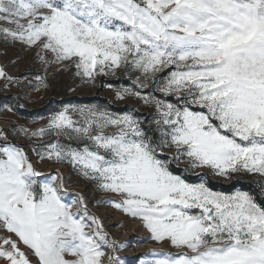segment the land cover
I'll return each mask as SVG.
<instances>
[{"label": "snow or ice", "instance_id": "1", "mask_svg": "<svg viewBox=\"0 0 264 264\" xmlns=\"http://www.w3.org/2000/svg\"><path fill=\"white\" fill-rule=\"evenodd\" d=\"M0 40L33 52L45 73L74 69L85 83L127 76L105 86L153 108L144 119L65 106L15 130L40 141L29 145L38 161L68 165L115 197L97 205L177 250H152L140 264H264V204L183 175H255L264 189V0H0ZM0 78L5 87L15 79L3 66ZM34 79L47 88L46 76ZM174 163L186 164L182 174ZM65 195L64 177L38 171L0 130L3 264H124L84 197Z\"/></svg>", "mask_w": 264, "mask_h": 264}, {"label": "rangeland", "instance_id": "2", "mask_svg": "<svg viewBox=\"0 0 264 264\" xmlns=\"http://www.w3.org/2000/svg\"><path fill=\"white\" fill-rule=\"evenodd\" d=\"M0 66H3L5 71L15 78L7 84V87L4 86L3 78H0V130L9 134V140L12 143L24 147L38 171L43 173L59 172L64 177L67 193L64 199L66 202H72L75 198L74 193H79L84 197L89 213L98 217L103 222L104 229L109 236L117 244L122 245L115 253L116 256L123 260L124 264H140L141 260L153 258L148 255L152 250L175 253L177 250L169 247L167 242L156 243L152 241L149 238V233L141 226L139 221L125 216L109 204L97 205V201L115 198L112 194L97 190L91 182L75 174L68 165L38 161L37 157L32 154L29 145L40 141L37 139L28 140L23 135L18 136L15 131L21 126L29 130L36 129L46 123V119L50 114L63 109L65 106L85 107L95 105L106 107L116 113L133 112L140 118L150 119L154 114L152 107L144 106L136 98L118 100L114 89L105 86L109 83L116 87L127 85L130 83L129 77L98 76L95 83H85L80 77L74 75V69L56 71L54 67H50L45 73L34 60L33 52L25 51L19 45H6L3 40H0ZM37 74L46 76L47 88L40 87L37 90L34 79ZM29 81H31V84H29ZM156 95L160 96V93H156ZM20 105H23V107H20ZM6 106L11 107L13 111H8ZM172 166L183 169L186 164L174 163ZM200 173H207V170L198 168L183 173V175L194 176ZM208 176L213 181L222 183L231 181L210 174ZM203 177H199L197 181H187L199 183ZM234 179L257 183L260 177L246 175L233 177L232 180ZM258 187L264 193V189L259 184ZM75 210L74 207L73 211ZM105 251L108 250L105 249ZM0 264H3V262L0 261Z\"/></svg>", "mask_w": 264, "mask_h": 264}, {"label": "trees", "instance_id": "3", "mask_svg": "<svg viewBox=\"0 0 264 264\" xmlns=\"http://www.w3.org/2000/svg\"><path fill=\"white\" fill-rule=\"evenodd\" d=\"M172 169L174 172L177 174H180V168L179 167H174L172 166ZM204 174L203 178L206 180L208 186L214 190V191H222V192H227L230 193L236 189L245 191L249 193L254 199L256 200L257 203L264 204V193L261 191V189L258 187V184L253 181H247V180H238L234 179L231 180L228 183H222L219 181H213L207 173H200ZM200 174L190 176V175H184V178L188 181H197L199 180Z\"/></svg>", "mask_w": 264, "mask_h": 264}, {"label": "bare ground", "instance_id": "4", "mask_svg": "<svg viewBox=\"0 0 264 264\" xmlns=\"http://www.w3.org/2000/svg\"><path fill=\"white\" fill-rule=\"evenodd\" d=\"M69 259V257H67Z\"/></svg>", "mask_w": 264, "mask_h": 264}]
</instances>
